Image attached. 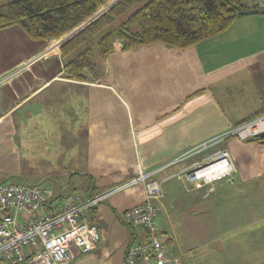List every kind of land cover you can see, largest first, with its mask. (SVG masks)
<instances>
[{
  "label": "crops",
  "instance_id": "1",
  "mask_svg": "<svg viewBox=\"0 0 264 264\" xmlns=\"http://www.w3.org/2000/svg\"><path fill=\"white\" fill-rule=\"evenodd\" d=\"M58 40L32 41L17 25L0 30V183L47 186L57 205L106 193L264 112V12L186 49L112 47L103 72L84 80L64 76L65 42ZM220 151L233 170L211 190L238 182L264 195V145L256 142L219 143L169 172ZM143 199L139 185L91 209L85 220L99 242L69 264H124L128 246L145 231L123 225L120 216ZM158 207L169 255L189 264L170 224L173 204Z\"/></svg>",
  "mask_w": 264,
  "mask_h": 264
},
{
  "label": "built area",
  "instance_id": "2",
  "mask_svg": "<svg viewBox=\"0 0 264 264\" xmlns=\"http://www.w3.org/2000/svg\"><path fill=\"white\" fill-rule=\"evenodd\" d=\"M258 7L264 9V0L258 1ZM112 47L121 48L122 44L115 40ZM258 137H264V112L208 139L172 162L148 173H140L106 193L83 199H66L60 205L47 186L0 183V263L69 264L76 256L89 254L97 247L99 234L96 227L85 220L88 212L109 195L142 185L143 201L124 211L120 221L125 226L144 230L145 238L128 246L124 264H137V261L143 264H182L179 255H169L167 242L158 227L161 187L173 178L186 187L197 189L229 176L233 167L228 153L220 151L190 164L171 177L155 180L154 176L219 143L232 139L246 142Z\"/></svg>",
  "mask_w": 264,
  "mask_h": 264
},
{
  "label": "trees",
  "instance_id": "3",
  "mask_svg": "<svg viewBox=\"0 0 264 264\" xmlns=\"http://www.w3.org/2000/svg\"><path fill=\"white\" fill-rule=\"evenodd\" d=\"M111 1L0 0V30L17 25L30 40L59 39L58 46ZM258 1L120 0L59 48L64 76H98L97 64L112 52L115 40L123 51L153 44L170 49L196 46L222 34L234 21L264 12ZM247 142L264 145V137Z\"/></svg>",
  "mask_w": 264,
  "mask_h": 264
},
{
  "label": "rangeland",
  "instance_id": "4",
  "mask_svg": "<svg viewBox=\"0 0 264 264\" xmlns=\"http://www.w3.org/2000/svg\"><path fill=\"white\" fill-rule=\"evenodd\" d=\"M119 1L109 2L79 29L99 18ZM97 70L98 73L103 72L99 62ZM172 166L154 176V179L160 180L161 175L173 176L175 173L169 172ZM224 182L218 185L216 191L211 190L214 183L199 187V193L184 185H177L173 178L161 187L158 205L166 201L174 206L170 212V224L182 260H187L189 264L190 261L193 264H264V195H253L251 185L238 182L229 185L227 181ZM169 184L177 188V193L173 194L176 190Z\"/></svg>",
  "mask_w": 264,
  "mask_h": 264
},
{
  "label": "water",
  "instance_id": "5",
  "mask_svg": "<svg viewBox=\"0 0 264 264\" xmlns=\"http://www.w3.org/2000/svg\"><path fill=\"white\" fill-rule=\"evenodd\" d=\"M82 29H83V28H82ZM82 29H81V30H82ZM81 30H78V32H80ZM78 32L74 33L71 37H73L74 35H76Z\"/></svg>",
  "mask_w": 264,
  "mask_h": 264
},
{
  "label": "bare ground",
  "instance_id": "6",
  "mask_svg": "<svg viewBox=\"0 0 264 264\" xmlns=\"http://www.w3.org/2000/svg\"><path fill=\"white\" fill-rule=\"evenodd\" d=\"M166 165V164H165ZM216 169V168H215ZM214 170V169H213ZM213 170H211L210 172L208 171L207 173H211Z\"/></svg>",
  "mask_w": 264,
  "mask_h": 264
}]
</instances>
